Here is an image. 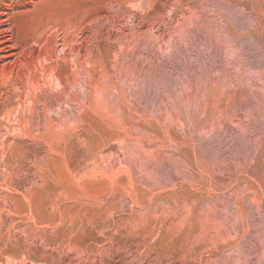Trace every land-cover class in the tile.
<instances>
[{"label":"rangeland","instance_id":"1","mask_svg":"<svg viewBox=\"0 0 264 264\" xmlns=\"http://www.w3.org/2000/svg\"><path fill=\"white\" fill-rule=\"evenodd\" d=\"M0 264H264V0H0Z\"/></svg>","mask_w":264,"mask_h":264}]
</instances>
